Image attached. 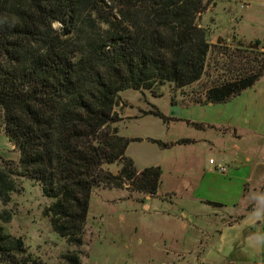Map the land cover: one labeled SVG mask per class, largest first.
I'll return each instance as SVG.
<instances>
[{"label":"trees","instance_id":"16d2710c","mask_svg":"<svg viewBox=\"0 0 264 264\" xmlns=\"http://www.w3.org/2000/svg\"><path fill=\"white\" fill-rule=\"evenodd\" d=\"M206 8L204 0H0V131L19 153L0 154L5 203L23 189L19 176L33 180L53 198L45 210L53 230L80 247L93 187L130 183L129 197L156 196L162 169L139 170L127 155L140 138L120 133V92L201 84L194 101L222 103L264 76V52H254L251 66L216 71L210 85L202 83L219 54L229 53L201 23ZM149 112L166 118L158 108ZM113 163L118 174L106 168ZM12 217L0 212L3 221ZM62 259L83 264L79 250ZM0 264L46 263L0 224Z\"/></svg>","mask_w":264,"mask_h":264},{"label":"crops","instance_id":"0c3cea01","mask_svg":"<svg viewBox=\"0 0 264 264\" xmlns=\"http://www.w3.org/2000/svg\"><path fill=\"white\" fill-rule=\"evenodd\" d=\"M262 26L264 29V23ZM218 37L217 32L211 31L212 43H217ZM260 39L264 40V35ZM251 41L248 39V43ZM165 85L169 90L160 89L161 97L166 93L174 95L163 104H170L168 112L163 113L166 118L126 111L127 116H132L131 121L152 130L144 134L147 139L174 142L165 146V150L149 145L135 150L130 148L131 143L127 148V155L139 170L144 168L138 165L139 160L148 162L145 167L164 168L161 187L156 196L145 195L143 199L140 194L129 197L124 193L103 199L102 206L112 205L119 210L100 211L93 221L89 215L87 224L92 237L89 239L104 240L110 226L117 234L113 236L114 243L121 246L116 252L123 261L132 260V264H263L264 76L222 103L194 101L192 93L202 89L200 84L185 90ZM125 103L126 109L135 105ZM181 139L188 141L176 142ZM210 152L214 155L209 159L225 164L226 172L218 170L209 159L208 162L196 159L192 166L194 156L200 158ZM0 154L9 159L19 157L15 146L1 131ZM163 156L170 158L171 167L166 165L165 169ZM182 158L188 163L184 170L180 167ZM167 168L172 169L169 176H165ZM188 177L190 181L183 183ZM123 214L127 216L128 239L122 236L125 225L115 223ZM136 251L146 257L135 260L126 256Z\"/></svg>","mask_w":264,"mask_h":264},{"label":"rangeland","instance_id":"374dc122","mask_svg":"<svg viewBox=\"0 0 264 264\" xmlns=\"http://www.w3.org/2000/svg\"><path fill=\"white\" fill-rule=\"evenodd\" d=\"M207 8L199 16L200 21L204 26L211 27V31L217 32L220 37L217 39V43L223 46V48H228L229 53L227 57L219 54L218 62L214 66H210L208 71L211 77H205L202 83L210 85L211 79L216 76V71L222 73L232 70H239L238 68L242 66H251L252 62L250 60L253 57L254 52H264L262 46H254L256 40L264 41V29L262 24L264 23V0H204ZM247 4H249L247 6ZM260 24V25H259ZM244 36V37H243ZM252 37V38H251ZM256 37H258L256 39ZM227 38H230L229 40ZM248 39L253 41L248 43ZM255 39V40H254ZM264 44V42L262 43ZM201 86V84H200ZM199 86V88H200ZM168 88L167 85H162L158 87V93H154L151 90H134L126 89L120 92L119 105L117 110H122L123 120H121L118 125L120 126V132L122 134H128L130 136H139V140L131 141L130 148L133 147L135 150H140L142 146L149 145L155 146L158 149L165 150V146L159 142H152V139H147L144 136L149 129H145L140 126L137 122L131 121L132 116H127L126 111H142L148 115L153 116V118H161L151 114L149 111L158 108L162 113L168 112L170 104L163 105L166 101H170L174 95L172 93H166L161 97L159 94L160 89ZM169 90V88H168ZM124 100V101H123ZM128 102L129 104H135L127 109L124 108ZM121 102H124L121 105ZM155 105H154V104ZM126 109V110H125ZM139 138V137H132ZM163 142H167L162 140ZM2 148L4 149V141H2ZM195 154V152H194ZM214 155V153H206L200 158L194 156L192 158V166L196 164L194 160L199 162H208L209 156ZM170 158L162 157L163 166L170 164ZM138 165H145L148 162H141L139 160ZM145 163V164H144ZM171 165V164H170ZM169 165V166H170ZM120 165L118 163H113L107 165L106 168L109 169L114 174H118L120 170ZM161 167V166H160ZM171 167V166H170ZM180 167L182 170L188 167L187 161L184 158L181 160ZM162 174L163 169L162 168ZM172 169L167 168L165 176H169ZM192 175V174H188ZM185 178L182 182L188 183L190 180ZM19 184L23 186L20 191H14L11 193L10 200L5 203V201L0 197V212L10 211L12 213V220L9 222L3 221L0 218V224L4 227L5 231L9 234L22 236L28 246V250L36 256H40L46 264H61L63 259V254L70 251H81L82 252V262L83 264H132L130 262L123 261L121 259V254L116 252V249L120 246V243H114L117 234L113 233V230L107 232V237L104 240L93 239L91 242V234L89 232V225L87 224L86 233L84 238L86 240V245L76 246L69 244L66 237L57 234L52 227L50 218L46 215L45 210L53 201V198L48 197L43 192L41 186L34 182L33 180L19 176ZM180 181V180H179ZM128 185V186H127ZM125 188H114L105 186H95L92 190L89 215L91 221H93V216H98L100 211L110 212L119 210L118 207L114 206H102L101 201L106 198H116L120 193L129 196L130 183H127ZM130 185V186H129ZM184 185V184H183ZM140 193L134 192V195H139ZM133 195V196H134ZM143 196V194H140ZM114 223V221H113ZM115 223L125 225L124 232L122 236H128L127 228V216L123 214V217ZM91 224V222H90ZM107 226V227H108ZM119 237V236H118ZM121 237V236H120ZM124 238V237H123ZM124 239H128L124 238ZM135 260L142 259L146 257L143 252H134L126 254Z\"/></svg>","mask_w":264,"mask_h":264},{"label":"built area","instance_id":"2783aa9c","mask_svg":"<svg viewBox=\"0 0 264 264\" xmlns=\"http://www.w3.org/2000/svg\"><path fill=\"white\" fill-rule=\"evenodd\" d=\"M209 162L215 164L216 168L221 172H226L228 169V167L225 164H223L222 162H216L214 158H210Z\"/></svg>","mask_w":264,"mask_h":264}]
</instances>
